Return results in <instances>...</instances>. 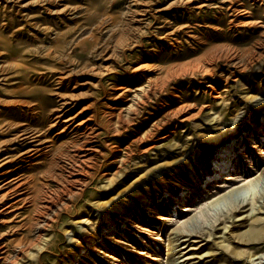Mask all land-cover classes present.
<instances>
[{"label":"rangeland","instance_id":"374dc122","mask_svg":"<svg viewBox=\"0 0 264 264\" xmlns=\"http://www.w3.org/2000/svg\"><path fill=\"white\" fill-rule=\"evenodd\" d=\"M1 1L0 62L16 61L21 47L31 52L10 70L16 83L0 82V99H31L32 109L1 100L0 121L46 123L58 103L54 91L74 90L78 110L86 107L79 119L96 115L85 127L99 135L79 174L84 191L56 193L43 214L35 202L46 203L69 174L65 156L40 179L39 194L30 183L1 181L40 175L60 144L79 162L89 151L78 148L82 131L56 126L37 153L3 170L0 264L21 261L27 239L42 248L32 244L25 264H264V0H242L246 10L230 0ZM206 49L228 55L205 63L208 72L168 75L167 66ZM26 73L30 93L10 92L26 84ZM122 86L128 96L116 98ZM224 152L229 163L221 166Z\"/></svg>","mask_w":264,"mask_h":264},{"label":"bare ground","instance_id":"6f19581e","mask_svg":"<svg viewBox=\"0 0 264 264\" xmlns=\"http://www.w3.org/2000/svg\"><path fill=\"white\" fill-rule=\"evenodd\" d=\"M6 1V0H5ZM15 2V4L18 5H24L22 3L21 0H10ZM50 0H32L33 3H37V4H41L44 5L45 3L49 2ZM232 1H237L238 4H236L235 2L232 3L231 5H236V7H238V10H246V8H242V0H230ZM239 1V2H238ZM0 3H4L3 1L0 0ZM230 5V4H229ZM66 7V5H64V7L62 8H56L53 9L54 11H63V9ZM144 8V7H142ZM142 10V9H141ZM218 10V9H217ZM143 11V10H142ZM146 11V9L144 10ZM235 11V10H234ZM184 14V13H183ZM205 15V14H203ZM236 15V14H235ZM203 18V17H202ZM200 20V19H199ZM202 24H207V23H202ZM182 25V24H181ZM177 26V25H176ZM209 27V26H208ZM182 27L179 25L178 29H181ZM177 29V30H178ZM206 29V28H205ZM169 33V32H168ZM170 35V34H169ZM194 35V34H192ZM191 35V36H192ZM184 36V35H183ZM57 38V37H56ZM6 39V38H5ZM5 39H1L0 40H5ZM201 40V39H200ZM207 40V39H206ZM168 41V40H167ZM172 41V40H171ZM185 41V40H184ZM7 42V41H6ZM186 43V42H185ZM179 44V43H178ZM41 45V44H40ZM39 43L38 45H36L34 47V51L38 52L39 50L37 49V47H40ZM183 45V44H182ZM193 45V44H192ZM4 46V45H3ZM8 46V45H7ZM10 46V45H9ZM12 46V45H11ZM2 47V46H1ZM54 47V46H53ZM166 47V46H165ZM177 47V46H176ZM4 48H8V47H4ZM16 48V47H15ZM14 48V49H15ZM191 48H193L191 46ZM11 49V48H10ZM13 49V47H12ZM11 49V50H12ZM175 49V48H174ZM51 50V49H50ZM54 50V49H53ZM56 50V49H55ZM60 50V49H59ZM170 50V49H169ZM207 51L194 58L191 59L188 62L179 64V65H171V66H167L166 70L168 71V75L169 74H175L174 77H183V75H188V74H193L195 75L196 72H208L210 70L209 67H206L205 63H209V61L212 60H219V59H224L227 57L228 53H220V55H212V57L209 54V49H206ZM63 51V50H62ZM181 51V50H180ZM190 51V50H189ZM204 51V50H203ZM8 52V51H7ZM15 52V51H14ZM31 52V46H25V47H21L16 49L15 52V60L14 62H8L5 60H1L0 62V82H5L4 80H10V70L13 67H17V66H21V64H26V53ZM183 52V51H182ZM11 53V52H10ZM48 53V52H47ZM59 53V51L57 52ZM184 53V52H183ZM60 54V53H59ZM189 54V53H188ZM187 54V55H188ZM191 54V52H190ZM63 55V54H61ZM175 55V54H174ZM183 55V54H182ZM186 55V54H185ZM177 56V55H176ZM180 56V55H179ZM62 57V56H61ZM11 58V57H10ZM6 59V58H5ZM174 59V58H173ZM14 60V59H12ZM166 60H167V56H166ZM189 60V59H188ZM34 62V61H33ZM31 63V62H30ZM30 65V64H29ZM183 69V72H174L179 68H182L184 66H186ZM32 66V65H31ZM33 67V66H32ZM18 68V67H17ZM22 69V68H20ZM104 69V68H103ZM106 69V68H105ZM16 70V69H15ZM24 70V69H23ZM23 70H19L20 72H17L18 74L22 72H24ZM37 70V69H36ZM107 70V69H106ZM28 71V70H27ZM30 71V70H29ZM94 72L98 73V74H104L105 70L102 69H93ZM174 72V73H173ZM16 73V72H15ZM14 73V74H15ZM69 73H71V69L67 71L66 74H63L62 76H60L59 81L60 83L64 82V78L68 75H70ZM22 74V73H21ZM143 75V74H141ZM22 76V75H21ZM185 77V76H184ZM26 84H20L22 87L18 88H12V89H8L10 92L12 93H30L31 89L28 90V88H31V81L29 80V76L26 73L24 75ZM43 78V77H42ZM16 79V80H15ZM17 77L14 78L13 80L9 81L11 84L16 83L17 82ZM7 81V82H8ZM21 82V81H18ZM22 83V82H21ZM57 83V82H56ZM13 87V86H12ZM55 87V86H54ZM64 87V86H63ZM128 87L126 86H122L119 91L118 94H116V98H124L126 96H128ZM49 89V88H48ZM41 90H46V88H41ZM54 90V89H52ZM52 90H50L52 92ZM158 87H154V91H157ZM61 91V90H60ZM60 91H54L55 93L58 94V103L56 104V106L52 107L53 109L50 112V116L51 119L43 124H39V123H35L34 121L31 120L30 118H16L13 116H8L3 118L0 121V134L3 135L4 137L6 136V138L1 139L0 140V178L3 177L4 172L3 170L11 163H13L14 161L17 160V158H19L20 156H22L24 153H31V155H34L35 153H37V151L40 149L39 146H42L45 142L48 141L49 137H50V133L53 129L56 128V126H63L62 131L66 130V129H72V130H76V131H82L85 139L83 140L84 143L80 144V146L78 148L80 149H85V150H89L82 158H79V162L78 159L75 158V155L77 154H71L65 151L64 147L62 144H60V146L54 148L55 150H53L54 154H53V158L51 159V161L48 163L47 167L43 170V172L40 175H35L32 174L28 175V176H24V177H17V178H6L3 179L1 182L3 185H8L10 182L14 183V187H21L23 184H31V188H33L36 191V194H39V192L41 190H43V187H39L38 182L40 181V179L42 177H44L46 174L48 173H54V167L56 165L59 164V157L65 156V162L69 163L71 169L69 170V174H67V176H63L64 179H62L61 186H59L57 189L53 190L54 192H51V194L47 193L46 197L43 198L47 199V202H41L39 204H37L35 202V211H37L38 214H43L45 213V209H47L48 207H50L51 201H56L58 196H56V193H60V192H66L68 193V195H70V197L72 196H76L77 194H81L84 191V185H83V179L80 177V172L81 171H86L87 172V167H89L90 165L88 164L90 162V160L92 159V157L95 155V153L98 151V147L95 144H90V142L95 141V137L98 136L99 132L97 133L94 126L91 127H85L86 125L89 126L90 123L92 122V120H95V116H84L81 119H79L80 114L85 111L86 107L83 105L79 110L78 108L80 107L81 103H80V92L74 91L72 90V92L70 91V93H63ZM66 92V91H65ZM43 93V92H42ZM40 97V96H39ZM4 100V99H0ZM4 101H6V103H10V104H15L16 102H21V103H25L28 105V108L31 111V99L29 100H19V99H5ZM3 101V102H4ZM18 102V103H19ZM35 102V101H34ZM39 102V100L37 101ZM36 102V103H37ZM44 102V101H43ZM40 101V103H43ZM156 102V101H155ZM5 105V104H4ZM43 105V104H42ZM40 106V105H39ZM87 106V105H86ZM156 107V106H155ZM27 108V109H28ZM51 108V107H50ZM10 109V108H9ZM34 109V107H33ZM48 110V109H47ZM28 111V110H27ZM50 111V110H48ZM31 113V112H30ZM117 113H120L117 112ZM6 115V114H5ZM40 115V114H39ZM44 115V114H43ZM46 115V114H45ZM7 116V115H6ZM31 116V114H30ZM36 116V115H35ZM22 117V116H21ZM48 117V116H47ZM43 120V119H42ZM158 121V120H156ZM100 126V125H99ZM87 129H85V128ZM83 129V130H82ZM75 131V132H76ZM60 132V131H58ZM207 136V135H206ZM59 137V136H58ZM162 138L166 137L165 136H161ZM97 139V138H96ZM76 141V140H75ZM86 141V143H85ZM26 143V149H17V144L18 143ZM67 143V142H66ZM89 143V144H88ZM65 144V142H64ZM73 144V143H72ZM21 145V144H20ZM56 145V144H55ZM59 145V144H58ZM67 146V145H66ZM69 146V145H68ZM75 146V145H74ZM53 149V147H51ZM76 148V147H74ZM66 152V153H65ZM75 153V152H74ZM78 153V152H77ZM82 155V153L80 154ZM221 163L220 165H226L229 163V155L227 154V152H224L221 155ZM22 158V157H20ZM33 158V157H32ZM78 158V156H77ZM63 159V158H62ZM61 160V159H60ZM95 160V159H94ZM121 160V159H120ZM92 163H94L92 161ZM96 163V162H95ZM13 165V164H12ZM13 168V167H12ZM69 168V167H68ZM11 169V168H10ZM18 171V170H17ZM19 173V172H18ZM60 173V172H59ZM66 173V172H65ZM122 173V172H121ZM22 174V172H21ZM65 175V174H64ZM89 175V174H88ZM22 176V175H21ZM13 177V176H12ZM57 179V178H56ZM60 179V178H59ZM85 179V178H84ZM111 181V179H110ZM67 183H70L71 185H74L76 183H81L80 185H78V187H75L74 189L69 188ZM13 187V188H14ZM86 187V186H85ZM15 188V191H16ZM14 191V190H13ZM49 191V190H47ZM8 192V191H6ZM5 193V192H3ZM46 193V192H45ZM8 195V193L4 194V198H6ZM30 197V196H29ZM34 200L36 198V195L34 194L33 196ZM26 199V198H24ZM31 200V199H30ZM42 200V201H43ZM64 201L61 203L63 205ZM10 204V203H9ZM8 205V204H7ZM13 205V204H12ZM8 207V206H7ZM183 209H190L188 206H186ZM195 218V217H194ZM85 221L88 220V218L84 219ZM194 221V219H193ZM45 222V220H43V223ZM187 222H185L183 225H186ZM47 236L46 234H44V237ZM24 245L22 246L23 251H24V255L21 256V261H17L16 264H25V258L29 257L31 255H33L35 252L32 250L31 251V246L32 244H34V242H31V240H25ZM37 245V247L42 248V246H40V244H34Z\"/></svg>","mask_w":264,"mask_h":264}]
</instances>
